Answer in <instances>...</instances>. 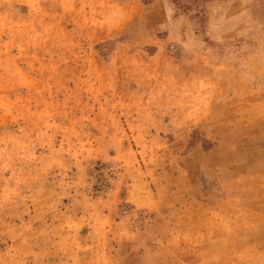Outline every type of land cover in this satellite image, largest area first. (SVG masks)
Wrapping results in <instances>:
<instances>
[{
	"label": "rangeland",
	"instance_id": "1",
	"mask_svg": "<svg viewBox=\"0 0 264 264\" xmlns=\"http://www.w3.org/2000/svg\"><path fill=\"white\" fill-rule=\"evenodd\" d=\"M0 264H264V0H0Z\"/></svg>",
	"mask_w": 264,
	"mask_h": 264
}]
</instances>
